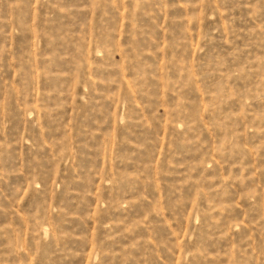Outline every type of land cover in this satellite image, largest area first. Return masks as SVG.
<instances>
[{
    "label": "rangeland",
    "instance_id": "374dc122",
    "mask_svg": "<svg viewBox=\"0 0 264 264\" xmlns=\"http://www.w3.org/2000/svg\"><path fill=\"white\" fill-rule=\"evenodd\" d=\"M0 264H264V0H0Z\"/></svg>",
    "mask_w": 264,
    "mask_h": 264
}]
</instances>
